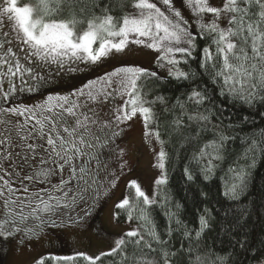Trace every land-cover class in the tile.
Wrapping results in <instances>:
<instances>
[{"label":"snow or ice","instance_id":"6c2138e0","mask_svg":"<svg viewBox=\"0 0 264 264\" xmlns=\"http://www.w3.org/2000/svg\"><path fill=\"white\" fill-rule=\"evenodd\" d=\"M78 3L82 0H36L35 4L23 5L18 0H0V199L4 209L0 237H11L14 232L21 231L31 236L39 235L42 225L55 223L46 221L42 214L54 215L61 207L68 208L76 203L80 196L78 182L89 175L87 165L92 160L98 161V149L102 146L93 143V140H100L92 131V126L98 123V114L89 104L115 100L117 96L126 97L114 110L113 122L119 127L139 114L144 121L146 139L154 138L161 145L155 165L161 171L155 180L156 191L150 197L139 183L131 181L129 187L134 189L135 203L125 197L117 208L126 211L129 222L139 208L136 219L142 222L143 231L136 228L126 232L107 253L95 257L77 253V256L89 264H96L102 256L120 254L123 264L129 259L128 247L131 245V258L135 264H157L154 259L135 255L136 249L156 252L158 249L153 248V243H167L149 214L151 206L159 203L156 197L168 183V153L164 150L165 141L161 139L156 114L151 107L157 101L163 103L164 97L157 96L150 101L143 93L146 79L160 78L157 72L122 65L66 95L49 94L32 105L18 103V97L45 88L51 75L50 71L45 72L46 69L55 66L57 73L83 71L80 65L87 67L108 58L115 59L133 44L158 52L157 66L166 67L173 79L189 80L195 74L184 71L180 65L196 59L193 53L197 36L201 39L210 36L215 49L210 46L201 49L199 66L206 73L210 70L212 83H219V94L249 107L256 102L264 104V0H224L221 6H213L210 0H181L195 17V33L174 0H131L130 3L121 0L119 17L109 11L111 0L103 8L92 0V15L87 19L83 18L84 8L77 13ZM126 4L127 10H123ZM253 7L256 11H252ZM96 9H99V15ZM209 14L211 19L206 22L205 16ZM222 19L227 22V27H221ZM188 100L199 106L209 97L204 90L193 89ZM180 107L183 108V104ZM188 118L211 123L208 115L199 112ZM174 123L179 127L182 121L177 119ZM221 125L223 121L213 125L217 139L204 144L195 157L198 162L207 161L203 168L207 174L215 170L214 160L224 159L222 153L230 139L224 134V128L231 125ZM104 127H108V122H103L101 130ZM119 134L112 132L113 137ZM94 148L97 151H92ZM257 148L264 151V144L258 145L253 140L245 151V158ZM229 172L239 183L226 185L225 195L236 196L238 189L243 190L247 173L242 166L238 171L229 167ZM185 173L192 179L187 168ZM54 177H59L58 183H52ZM73 182H77L76 188ZM38 184L45 187L30 191ZM112 186L115 187V181ZM74 191L76 195H70ZM162 200L166 204L167 196ZM141 202L143 207H139ZM25 208L29 209L27 213ZM166 215L171 220L176 214L167 212ZM30 218L40 223L25 229L18 226ZM175 223L181 225L182 222L176 219ZM207 226V219L201 216L200 231L195 236L199 238ZM167 234L171 235L170 228ZM184 235L192 237L190 231H185ZM240 246L244 247L243 244ZM181 249L189 256L188 264H203L199 256H192L191 247L185 250L182 245ZM159 252L163 264H172L169 257L177 255L164 248ZM55 259L74 261L76 257ZM220 259L223 262L224 258ZM36 264H44V258Z\"/></svg>","mask_w":264,"mask_h":264},{"label":"trees","instance_id":"16d2710c","mask_svg":"<svg viewBox=\"0 0 264 264\" xmlns=\"http://www.w3.org/2000/svg\"><path fill=\"white\" fill-rule=\"evenodd\" d=\"M96 2L100 8L109 4V0ZM120 2L121 0H111L109 11L113 16H121ZM19 3L35 4L36 0H19ZM93 6L92 0H82V3L76 5L77 13L79 14L80 8H84L83 18H90ZM123 10H127V4ZM252 11H256L255 7ZM96 14H100L99 9H96ZM196 45L193 53L196 59L189 60L187 65H180L184 71L195 74L189 80L162 77L157 68L153 67L149 71L157 72L160 78H149L144 82L143 93L146 94V99L151 101L157 96L164 97L163 103L157 101L151 107L156 114L161 139L165 141L164 150L168 153V183L162 189L161 195L156 197L159 203L151 206L149 214L156 230L167 243H153V248L158 249L156 252H150L146 248L143 251L136 249L135 255L146 256L147 259L157 261V264H163L159 249L164 248L177 253L175 257H169L172 264H188L189 256L181 249L183 245L185 250L191 247L192 256H199L203 264H264V151L257 148L255 153H249L245 158V151L253 140L258 145L264 144V115H261L264 113V104L256 102L249 107L238 100L221 96L219 83H212L210 70L206 73L199 66L201 49L205 46L215 49L212 37L205 36L201 39L197 36ZM46 89L45 87L37 93ZM193 89L204 90L209 100L199 106L189 101L188 96ZM181 104L183 108L180 107ZM198 112L208 115L211 123L189 120L190 115ZM177 119L182 121L179 127L174 123ZM220 121H223V125H231L224 128V134L230 139L222 153L224 159L214 160L216 168L211 174H207L203 170L207 161L198 162L195 157L199 155L204 144L217 139L213 125H219ZM241 166L247 173L243 190L238 189L236 196L225 195L226 185L239 183L233 179L229 167L238 171ZM186 168L192 179L187 178ZM165 195L166 204L162 200ZM131 201L135 203L134 195L131 196ZM161 204L164 206H160ZM139 207H143L142 202ZM138 211L139 208L133 213L131 222L143 231L142 222L136 219ZM167 212L176 215L170 220ZM201 216L207 219L208 226L197 238L195 233L200 231ZM115 217L119 222L128 221L127 213L123 209H117ZM176 219L182 222L181 225L175 223ZM169 228L170 236L167 234ZM185 231L192 233L191 239L184 235ZM132 252L133 247L129 245V259L124 260L123 264H135L131 258ZM72 256L76 257L74 261L43 257L44 264H89L77 254ZM220 258H224L223 262ZM96 264H121V255L102 256Z\"/></svg>","mask_w":264,"mask_h":264},{"label":"rangeland","instance_id":"374dc122","mask_svg":"<svg viewBox=\"0 0 264 264\" xmlns=\"http://www.w3.org/2000/svg\"><path fill=\"white\" fill-rule=\"evenodd\" d=\"M223 2L224 0H210L213 6H221ZM174 3L192 24V31L195 33L197 31L195 17L191 11L181 3V0H174ZM210 19V14L205 16L206 22ZM220 25L227 27V22L222 19ZM158 55L159 53L152 49L133 44L115 59L108 58L100 64L87 67L80 65L83 71L57 73L53 66L52 69L45 70L46 73L51 72L46 91L34 95L21 94L17 102L32 105L43 101L49 94L72 93L87 82L97 80L122 65L139 66L147 70L156 67L160 76L169 77L166 67L157 66ZM115 86V78H113V87ZM4 87L7 89L6 84ZM24 95L26 97H22ZM124 99L126 97L117 96L115 100L89 104V107L94 108L98 114V123L92 126L95 135L99 138L102 135L112 138L113 131L119 132L120 134L115 136L119 138V143L107 157L104 154L102 156L101 151L98 150V161L92 160L87 165L90 170L89 175L84 181L78 182L80 196L74 205L68 208L61 207L54 215L42 214L46 221L51 220L55 223L48 222L42 225V230L36 236L21 231L14 232L11 237H0V264H36V261L43 257H66L77 253L95 257L109 252L117 239L123 237L126 232L138 228L133 222L117 221L115 217L117 204L125 197L132 202L134 189L129 187L131 181L139 183L150 197L154 195L155 180L161 174L160 169L155 167L161 145L154 138L146 139L144 121L139 114L117 127L113 122L114 110L124 103ZM103 122H108V127L101 130ZM98 142L93 140L94 144ZM92 151L97 149L94 148ZM64 175L67 178V170ZM94 176L95 183H93ZM113 181L115 187L112 186ZM58 182L59 177L52 179V183ZM40 187L45 185L38 184L35 188H30V191ZM73 187H77V182H73ZM70 195H76V192ZM28 211V208L24 209L25 213ZM3 215V200L0 199V219ZM39 223L30 218L25 224L18 226L25 229Z\"/></svg>","mask_w":264,"mask_h":264},{"label":"flooded vegetation","instance_id":"af4514ba","mask_svg":"<svg viewBox=\"0 0 264 264\" xmlns=\"http://www.w3.org/2000/svg\"><path fill=\"white\" fill-rule=\"evenodd\" d=\"M119 143V138L112 137V138H106L103 135L101 136L99 142L97 144L102 145L99 147V151H101L102 156L103 154L107 157V155L110 153V151L116 147V145ZM95 174V172H93ZM95 180V176H94ZM86 193V190H85Z\"/></svg>","mask_w":264,"mask_h":264}]
</instances>
